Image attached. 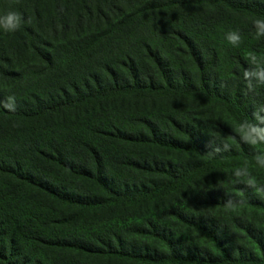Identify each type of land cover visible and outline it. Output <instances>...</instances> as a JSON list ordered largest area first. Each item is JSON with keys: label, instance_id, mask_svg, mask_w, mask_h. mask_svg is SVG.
I'll return each mask as SVG.
<instances>
[{"label": "trees", "instance_id": "trees-1", "mask_svg": "<svg viewBox=\"0 0 264 264\" xmlns=\"http://www.w3.org/2000/svg\"><path fill=\"white\" fill-rule=\"evenodd\" d=\"M8 10L24 22L0 29V264H264V195L233 183L247 163L264 184V145L234 131L264 104L243 78L264 0Z\"/></svg>", "mask_w": 264, "mask_h": 264}, {"label": "clouds", "instance_id": "clouds-1", "mask_svg": "<svg viewBox=\"0 0 264 264\" xmlns=\"http://www.w3.org/2000/svg\"><path fill=\"white\" fill-rule=\"evenodd\" d=\"M24 22L23 16L15 11L8 10L0 14V29L6 33H13L17 31ZM255 29V37L260 39L264 37V17H258L252 21ZM226 40L233 46H239L242 41V37L238 31H230L226 34ZM246 60L250 63L251 67L243 72V78L246 82L245 87L248 92H254L258 87H264V56H258L254 52H248L246 54ZM10 100L13 98H9ZM264 104L257 106L253 111L252 120H244L239 122L234 131L238 134L240 140L245 144L259 149V146L264 145ZM224 150L229 149V145L225 143L223 145ZM214 151H220V148L214 149ZM256 165L260 168H264V151H258V154L254 157ZM235 180L233 183H243L247 187L252 188L256 194L264 195V184L258 182L257 178L252 175L247 163L234 170ZM243 206V201L226 202L225 207L235 211L238 207Z\"/></svg>", "mask_w": 264, "mask_h": 264}, {"label": "rangeland", "instance_id": "rangeland-1", "mask_svg": "<svg viewBox=\"0 0 264 264\" xmlns=\"http://www.w3.org/2000/svg\"><path fill=\"white\" fill-rule=\"evenodd\" d=\"M42 6H48V1H44ZM43 8V7H42Z\"/></svg>", "mask_w": 264, "mask_h": 264}]
</instances>
